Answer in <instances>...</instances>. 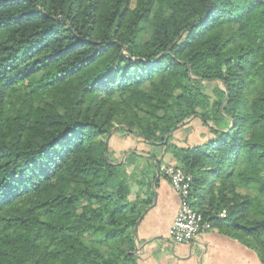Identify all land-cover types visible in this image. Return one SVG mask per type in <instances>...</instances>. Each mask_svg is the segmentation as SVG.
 I'll return each instance as SVG.
<instances>
[{
    "label": "trees",
    "instance_id": "1",
    "mask_svg": "<svg viewBox=\"0 0 264 264\" xmlns=\"http://www.w3.org/2000/svg\"><path fill=\"white\" fill-rule=\"evenodd\" d=\"M192 119L205 141L173 144ZM114 128L264 264V0H0V264H137L159 179Z\"/></svg>",
    "mask_w": 264,
    "mask_h": 264
},
{
    "label": "crops",
    "instance_id": "2",
    "mask_svg": "<svg viewBox=\"0 0 264 264\" xmlns=\"http://www.w3.org/2000/svg\"><path fill=\"white\" fill-rule=\"evenodd\" d=\"M200 140L203 143L205 136ZM169 164L174 167L176 160L171 157ZM158 179L156 202L136 231V245L140 251L138 264H261L256 252L217 230L205 232L188 244H174L169 233L181 200L166 178ZM157 241L164 242L166 246L156 255L155 251H160Z\"/></svg>",
    "mask_w": 264,
    "mask_h": 264
},
{
    "label": "rangeland",
    "instance_id": "3",
    "mask_svg": "<svg viewBox=\"0 0 264 264\" xmlns=\"http://www.w3.org/2000/svg\"><path fill=\"white\" fill-rule=\"evenodd\" d=\"M206 92L208 95H210L211 101L214 102L216 100V97L213 91V87L212 86L207 87ZM207 133H208L207 128L203 126L200 120L192 119L186 126H181L179 130H177L174 133L171 142L180 147H189L190 145L194 146L196 144H200L201 143L200 138L203 139L205 134ZM108 138H110L108 143L111 146L110 158L115 163H123L126 159V153L135 151L139 153L141 156H143V159L138 161L137 167L140 169V171H144V172H146L147 170L152 171L151 177H155L157 179L160 177V171L155 167L156 164L154 165V163L150 161V157H153V155H155L157 159H161L163 161L162 177H161L162 179L164 178L163 174H165L163 170L173 167L171 166V164H169L171 162V157H173L171 154L168 155V154L160 153L161 151L160 149H157L147 144L146 142H144L143 140L139 139L134 135H131L129 133L117 132V128H114L112 130L111 135ZM188 142L190 143V145L188 144ZM128 171L129 172L133 171V168L130 167ZM157 171H159V174L157 173ZM153 172H155L156 174ZM138 190H139V186L134 185L133 192L136 193ZM173 191L175 192L174 189ZM157 242L158 243L156 244H158L160 251H155L156 255L162 250L164 251L166 246L164 242H160V241ZM142 247L143 245L141 246V248ZM136 252L140 254L138 248ZM138 261L139 259L137 260V264Z\"/></svg>",
    "mask_w": 264,
    "mask_h": 264
},
{
    "label": "built area",
    "instance_id": "4",
    "mask_svg": "<svg viewBox=\"0 0 264 264\" xmlns=\"http://www.w3.org/2000/svg\"><path fill=\"white\" fill-rule=\"evenodd\" d=\"M163 171L181 200L178 215L170 229V240L174 244H188L203 233L213 231L203 214L190 205L191 178L175 167Z\"/></svg>",
    "mask_w": 264,
    "mask_h": 264
},
{
    "label": "water",
    "instance_id": "5",
    "mask_svg": "<svg viewBox=\"0 0 264 264\" xmlns=\"http://www.w3.org/2000/svg\"><path fill=\"white\" fill-rule=\"evenodd\" d=\"M109 139H110V138L107 139V142H109ZM157 173L159 174V171H157ZM154 202H156V195H155ZM154 204H155V203H153V205H154ZM153 205H152V206H153ZM149 210H150V209H149ZM146 214H147V212L143 213V215L141 216L139 222L137 223V226H136V228H135V231H137L140 222L143 220V218L146 216ZM135 238H136V241H137L138 238H137V234H136V233H135ZM136 249H137V245H136Z\"/></svg>",
    "mask_w": 264,
    "mask_h": 264
}]
</instances>
